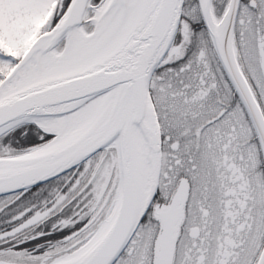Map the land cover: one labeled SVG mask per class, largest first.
<instances>
[{
  "label": "snow or ice",
  "instance_id": "6c2138e0",
  "mask_svg": "<svg viewBox=\"0 0 264 264\" xmlns=\"http://www.w3.org/2000/svg\"><path fill=\"white\" fill-rule=\"evenodd\" d=\"M0 264H264V0H0Z\"/></svg>",
  "mask_w": 264,
  "mask_h": 264
}]
</instances>
